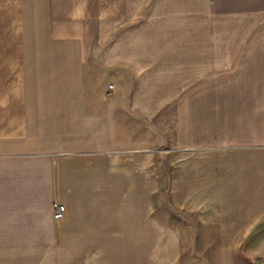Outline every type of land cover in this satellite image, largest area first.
I'll return each mask as SVG.
<instances>
[{
	"label": "crops",
	"instance_id": "crops-1",
	"mask_svg": "<svg viewBox=\"0 0 264 264\" xmlns=\"http://www.w3.org/2000/svg\"><path fill=\"white\" fill-rule=\"evenodd\" d=\"M185 231L264 264V0H0V264H183Z\"/></svg>",
	"mask_w": 264,
	"mask_h": 264
},
{
	"label": "rangeland",
	"instance_id": "rangeland-1",
	"mask_svg": "<svg viewBox=\"0 0 264 264\" xmlns=\"http://www.w3.org/2000/svg\"><path fill=\"white\" fill-rule=\"evenodd\" d=\"M184 238V252H183V264H206L205 257L208 253H214L215 250L199 249L194 251V237H191L188 232H183Z\"/></svg>",
	"mask_w": 264,
	"mask_h": 264
},
{
	"label": "built area",
	"instance_id": "built-area-1",
	"mask_svg": "<svg viewBox=\"0 0 264 264\" xmlns=\"http://www.w3.org/2000/svg\"><path fill=\"white\" fill-rule=\"evenodd\" d=\"M113 86L112 85H109L108 88L111 89ZM64 205L63 204H60V203H55L54 204V209H53V217L56 219V220H59L62 216V213L64 212Z\"/></svg>",
	"mask_w": 264,
	"mask_h": 264
}]
</instances>
